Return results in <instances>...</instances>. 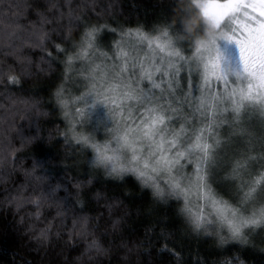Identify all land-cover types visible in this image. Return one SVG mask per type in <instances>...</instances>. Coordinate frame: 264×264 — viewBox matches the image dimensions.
<instances>
[{
	"label": "clouds",
	"instance_id": "clouds-1",
	"mask_svg": "<svg viewBox=\"0 0 264 264\" xmlns=\"http://www.w3.org/2000/svg\"><path fill=\"white\" fill-rule=\"evenodd\" d=\"M0 264H264V0H0Z\"/></svg>",
	"mask_w": 264,
	"mask_h": 264
}]
</instances>
